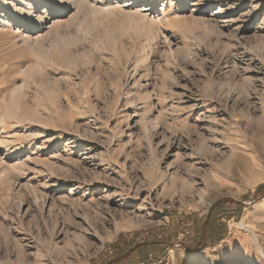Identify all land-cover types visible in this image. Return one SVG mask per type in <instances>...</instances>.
<instances>
[{
    "label": "rangeland",
    "instance_id": "1",
    "mask_svg": "<svg viewBox=\"0 0 264 264\" xmlns=\"http://www.w3.org/2000/svg\"><path fill=\"white\" fill-rule=\"evenodd\" d=\"M111 263L264 264V0H0V264Z\"/></svg>",
    "mask_w": 264,
    "mask_h": 264
},
{
    "label": "bare ground",
    "instance_id": "2",
    "mask_svg": "<svg viewBox=\"0 0 264 264\" xmlns=\"http://www.w3.org/2000/svg\"><path fill=\"white\" fill-rule=\"evenodd\" d=\"M149 102V101H148ZM147 108V107H146ZM125 115L124 118L121 119V122L122 123H126L127 121L130 120V115H129V112H126L125 114H123V116Z\"/></svg>",
    "mask_w": 264,
    "mask_h": 264
},
{
    "label": "trees",
    "instance_id": "3",
    "mask_svg": "<svg viewBox=\"0 0 264 264\" xmlns=\"http://www.w3.org/2000/svg\"><path fill=\"white\" fill-rule=\"evenodd\" d=\"M259 192H260V191H259ZM205 247H206V246H205V244L203 243V245H200L196 250H203ZM111 264H113V263H111Z\"/></svg>",
    "mask_w": 264,
    "mask_h": 264
}]
</instances>
